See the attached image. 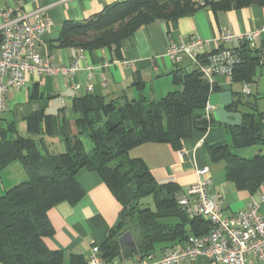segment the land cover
I'll use <instances>...</instances> for the list:
<instances>
[{"label":"trees","instance_id":"trees-1","mask_svg":"<svg viewBox=\"0 0 264 264\" xmlns=\"http://www.w3.org/2000/svg\"><path fill=\"white\" fill-rule=\"evenodd\" d=\"M251 2L264 5V0H121L92 19L65 22L59 45L120 49L140 27L157 20L177 19L203 5L230 9ZM235 49L239 61L229 78L233 83L253 82L257 67L264 64V43L259 47L240 43ZM173 79L180 88L158 99L83 95L75 100L72 127L64 111L60 116L33 117L28 136L13 126L1 129V264H90L80 254H71L66 262L64 252L47 241L55 233L49 211L62 202L76 204L85 194L77 179L82 168L97 172L122 205L121 222L99 246L108 261L140 260L153 255L157 243L185 242L189 235L210 231L203 218L188 217L175 184L160 183L145 161L129 155L133 147L148 142L170 143L181 150L184 140L216 123L214 116L205 117V108L211 94L221 91L217 80L211 86L196 67L177 70ZM241 105L250 109L242 112ZM229 110L242 113L241 124L228 125L230 139L208 145L207 152L212 161L226 163L227 178L238 188L255 192L264 182V109L236 93ZM45 136L59 137L61 146L50 147ZM254 145L263 150L251 158L235 152ZM149 197L155 208L142 202ZM127 231L135 249H125L119 242Z\"/></svg>","mask_w":264,"mask_h":264},{"label":"crops","instance_id":"crops-1","mask_svg":"<svg viewBox=\"0 0 264 264\" xmlns=\"http://www.w3.org/2000/svg\"><path fill=\"white\" fill-rule=\"evenodd\" d=\"M117 1L121 0H0V12L20 10L28 15L30 23L50 19L53 26L38 45L41 54L50 57L55 64L70 66L79 62L80 65L72 77L30 74L26 85L11 89L8 108L0 116V139L1 129L6 131L8 126H13L19 134L28 136L33 117L60 116L64 111L69 115L72 127L75 100L88 93L112 98L125 94L135 99L141 95L148 99L164 97L180 88L174 83V72L195 69L188 56H184L179 63L173 61L168 54L172 43H186L199 36L207 41L206 52H212L220 46L218 39L222 31L243 34L256 29H261L259 44L264 43V5L251 2L230 9L203 5L177 19L157 20L140 27L120 49L115 46L83 49L59 45L65 22L92 19L107 5ZM3 21L0 15V24ZM231 46L239 47L240 43L234 42ZM216 80L221 91H232L234 100L236 93L243 94L257 108L264 109V64L257 67L255 80L245 83L250 88L248 94L243 93L244 83H233L228 76H218ZM76 83L80 85L78 89L75 88ZM249 109L245 105L240 106L242 112ZM228 125L216 121L208 131L184 140L181 150L170 143L148 142L133 147L129 155L145 161L160 183H173L182 194L199 180L197 170L208 166L212 178L211 197L222 199L224 212L234 214L246 209L251 197L260 198L264 194V182L255 192L238 188L227 178L226 163L211 160L207 146L229 140L231 133ZM5 135L9 137L12 133ZM44 139L50 147L62 144L59 137L45 136ZM262 150L260 145H254L236 149L235 152L251 158ZM77 179L85 191L84 196L76 204L62 202L49 211L55 233L47 241L52 248L64 252L66 262L71 254H80L89 260L93 248L99 247L121 222L122 205L97 172L82 168L77 173ZM150 198L144 199V204L155 208ZM260 213L264 216V204ZM183 243L182 240L157 243L153 255L161 258ZM123 248L133 249L132 246ZM249 259L254 264H264L253 255ZM135 261L136 258H130L120 262L132 264ZM180 264L222 263L198 257L192 262Z\"/></svg>","mask_w":264,"mask_h":264},{"label":"built area","instance_id":"built-area-1","mask_svg":"<svg viewBox=\"0 0 264 264\" xmlns=\"http://www.w3.org/2000/svg\"><path fill=\"white\" fill-rule=\"evenodd\" d=\"M4 21L0 24V116L7 110L8 95L13 88L26 85L30 74L63 75L72 77L80 69L79 62L70 66L55 64L50 57H45L39 50V42L53 23L50 19L28 21V15L20 10L1 11ZM261 29L234 34L222 31L219 48L206 52L207 41L199 36L186 43H172L168 49L169 56L179 63L188 56L194 66L204 75L211 86L216 84L217 76L230 77L234 65L239 61L238 49L232 43H249L259 47ZM127 61H125L126 63ZM79 84H75L78 89ZM250 92L245 84L243 93ZM212 95V94H211ZM214 107L210 99L205 108V117H213ZM199 180L180 198V204L188 217H201L210 223L209 232L202 235H189L182 246L173 248L161 258L147 256L132 264H180L206 257L222 264H254L249 256L253 255L264 263V216L260 208L264 204V194L260 198L251 197L246 209L234 214L224 212L223 200L211 197L212 178L208 166L197 170ZM90 264H121L108 261L101 255L98 246L93 248L89 258Z\"/></svg>","mask_w":264,"mask_h":264},{"label":"water","instance_id":"water-1","mask_svg":"<svg viewBox=\"0 0 264 264\" xmlns=\"http://www.w3.org/2000/svg\"><path fill=\"white\" fill-rule=\"evenodd\" d=\"M210 104L215 108L213 111L214 119L220 123L229 125H239L242 121V113L231 111L229 107L234 104L232 91H221L210 96ZM119 242L123 247L132 246L135 249V241L130 231L125 232Z\"/></svg>","mask_w":264,"mask_h":264},{"label":"rangeland","instance_id":"rangeland-1","mask_svg":"<svg viewBox=\"0 0 264 264\" xmlns=\"http://www.w3.org/2000/svg\"><path fill=\"white\" fill-rule=\"evenodd\" d=\"M90 147H91V144H89L88 143V145H87V149H90ZM151 199V198H150ZM152 200V199H151ZM142 202H145V200H143Z\"/></svg>","mask_w":264,"mask_h":264}]
</instances>
